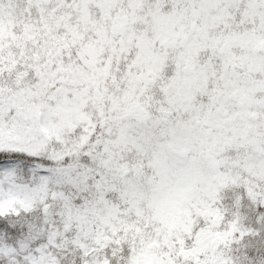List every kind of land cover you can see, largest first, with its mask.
Listing matches in <instances>:
<instances>
[{
	"label": "snow or ice",
	"instance_id": "snow-or-ice-1",
	"mask_svg": "<svg viewBox=\"0 0 264 264\" xmlns=\"http://www.w3.org/2000/svg\"><path fill=\"white\" fill-rule=\"evenodd\" d=\"M261 232L264 0H0V264H240Z\"/></svg>",
	"mask_w": 264,
	"mask_h": 264
},
{
	"label": "rangeland",
	"instance_id": "rangeland-1",
	"mask_svg": "<svg viewBox=\"0 0 264 264\" xmlns=\"http://www.w3.org/2000/svg\"><path fill=\"white\" fill-rule=\"evenodd\" d=\"M238 197L246 199V193L244 192V190L242 188L228 189V190H225V192L221 194V204L224 207V209L226 210V215H227L229 220L232 218V213L235 211L234 204H235V200ZM244 227L250 228L253 230L258 229L255 220H253L251 218L244 221ZM250 239L251 238H248L245 240L246 246L249 244ZM252 242H254V240L251 241V243ZM233 257H234V255H233Z\"/></svg>",
	"mask_w": 264,
	"mask_h": 264
},
{
	"label": "trees",
	"instance_id": "trees-1",
	"mask_svg": "<svg viewBox=\"0 0 264 264\" xmlns=\"http://www.w3.org/2000/svg\"><path fill=\"white\" fill-rule=\"evenodd\" d=\"M257 225V224H256ZM259 226L257 225V228ZM246 251H252L253 255L257 256L256 264H264V256H260V252L264 251V232H261V236L256 238L254 242L251 243L250 248H245L242 246H233L232 254L235 258H238L240 264H244V259L246 257ZM251 264V262H249Z\"/></svg>",
	"mask_w": 264,
	"mask_h": 264
},
{
	"label": "clouds",
	"instance_id": "clouds-1",
	"mask_svg": "<svg viewBox=\"0 0 264 264\" xmlns=\"http://www.w3.org/2000/svg\"><path fill=\"white\" fill-rule=\"evenodd\" d=\"M177 211H178V209H177ZM146 258H150V257H147V256H146Z\"/></svg>",
	"mask_w": 264,
	"mask_h": 264
}]
</instances>
